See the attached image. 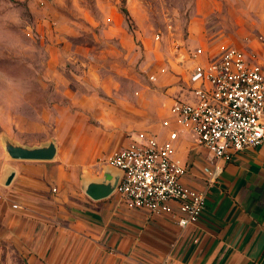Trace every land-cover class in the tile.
I'll return each instance as SVG.
<instances>
[{
    "label": "rangeland",
    "instance_id": "1",
    "mask_svg": "<svg viewBox=\"0 0 264 264\" xmlns=\"http://www.w3.org/2000/svg\"><path fill=\"white\" fill-rule=\"evenodd\" d=\"M197 47L264 61V0H0V137L53 139L57 165L101 174L187 91L183 55Z\"/></svg>",
    "mask_w": 264,
    "mask_h": 264
},
{
    "label": "crops",
    "instance_id": "2",
    "mask_svg": "<svg viewBox=\"0 0 264 264\" xmlns=\"http://www.w3.org/2000/svg\"><path fill=\"white\" fill-rule=\"evenodd\" d=\"M180 90L174 98L192 99ZM162 130L159 124L152 132ZM177 156L187 168L183 182L206 191L207 199L200 220L185 229L127 209L117 194L93 201L69 169L54 161H10L0 149V264H264V143L215 163L181 137ZM7 166L16 175L3 187ZM216 167L220 174L208 185L204 168Z\"/></svg>",
    "mask_w": 264,
    "mask_h": 264
},
{
    "label": "built area",
    "instance_id": "3",
    "mask_svg": "<svg viewBox=\"0 0 264 264\" xmlns=\"http://www.w3.org/2000/svg\"><path fill=\"white\" fill-rule=\"evenodd\" d=\"M183 58L189 63L192 99H171L161 121L163 135L140 131L106 159L123 171L115 194L127 209L168 217L181 229L200 220L207 199L206 191L183 182L187 168L177 156L180 138L206 149L215 163L230 162L235 154L264 143V61L252 62L237 48L213 53L197 47ZM166 72L160 67L149 80L157 82ZM220 171L204 168L208 185Z\"/></svg>",
    "mask_w": 264,
    "mask_h": 264
},
{
    "label": "water",
    "instance_id": "4",
    "mask_svg": "<svg viewBox=\"0 0 264 264\" xmlns=\"http://www.w3.org/2000/svg\"><path fill=\"white\" fill-rule=\"evenodd\" d=\"M1 146L10 161L53 162L58 153L55 140L40 145L29 146L18 143L6 134L0 137ZM16 171L7 166L1 178V185L9 187L14 180ZM123 171L111 165H105L99 176L85 175L80 181L81 191L93 201L107 199L115 194L121 181Z\"/></svg>",
    "mask_w": 264,
    "mask_h": 264
}]
</instances>
